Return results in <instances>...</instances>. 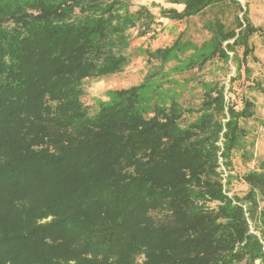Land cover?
<instances>
[{"label":"trees","instance_id":"1","mask_svg":"<svg viewBox=\"0 0 264 264\" xmlns=\"http://www.w3.org/2000/svg\"><path fill=\"white\" fill-rule=\"evenodd\" d=\"M166 2L170 20L214 10L208 37L145 48L159 66L94 107L85 82L124 70L131 30H155L150 7L0 0V264H264V158L233 169L255 99L237 108L224 84L192 78V108L157 81L216 58L235 66L232 83L243 66L250 79L263 29L240 0Z\"/></svg>","mask_w":264,"mask_h":264},{"label":"rangeland","instance_id":"2","mask_svg":"<svg viewBox=\"0 0 264 264\" xmlns=\"http://www.w3.org/2000/svg\"><path fill=\"white\" fill-rule=\"evenodd\" d=\"M132 8L139 5H148L152 12L157 15V24L155 30L144 35H138V28L132 29L131 46L126 53L129 56V63L124 70L108 76H99L90 78L85 82L84 101L98 106L101 101L111 99V92L118 88H125L131 85L139 84L151 69L159 66L156 60H148L144 52L145 48L155 49L170 45L178 34L186 33L193 41L201 43L208 37L205 30V23L214 17V10H207L204 14L192 17L188 21L170 20L159 16L160 7H171L166 0H127ZM243 7L249 9L251 21L261 26L264 33V0H240ZM174 6V5H173ZM179 9L182 6H176ZM255 45V55L259 60L250 59L248 65L252 68L251 78L245 77L244 66L243 73L233 83L231 77L236 74L233 64L224 63L221 60L212 59L203 68L187 70L183 73H171L170 77L159 75L157 81L163 84L164 89L172 94L175 99L187 107L198 108L201 102V86L199 81L192 78H200L207 81H219L226 86V98L231 103L241 108L246 97H253L256 101L257 118L244 121V126L250 132L245 137V145L239 151L234 153V173L241 176L247 170L254 168L257 160L264 158V35L257 33L251 39ZM242 50L239 49V52ZM254 80V81H253ZM256 82V87L252 88ZM259 84V87H257ZM232 85V90L229 91ZM256 88V89H255ZM194 114H187L186 120H193ZM254 143L252 146L251 144ZM248 151V152H247ZM249 151H253V157H250ZM248 186L245 182L238 179L233 183L232 190L238 195H242ZM243 264V263H242Z\"/></svg>","mask_w":264,"mask_h":264}]
</instances>
